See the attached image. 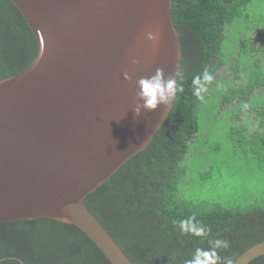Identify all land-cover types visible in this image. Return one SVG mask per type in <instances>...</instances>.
<instances>
[{
    "label": "water",
    "instance_id": "water-1",
    "mask_svg": "<svg viewBox=\"0 0 264 264\" xmlns=\"http://www.w3.org/2000/svg\"><path fill=\"white\" fill-rule=\"evenodd\" d=\"M10 1L37 53L0 79V222L47 217L73 224L111 264H132L83 199L149 143L172 107L139 117L132 110L138 79L156 68L166 78L178 72L171 0ZM153 23L160 31L155 48L144 36ZM262 254L264 240L233 264Z\"/></svg>",
    "mask_w": 264,
    "mask_h": 264
},
{
    "label": "trees",
    "instance_id": "trees-1",
    "mask_svg": "<svg viewBox=\"0 0 264 264\" xmlns=\"http://www.w3.org/2000/svg\"><path fill=\"white\" fill-rule=\"evenodd\" d=\"M260 4L264 0H171L181 50L177 74L182 76L183 92L177 94L149 143L83 199L132 264H186L197 248L208 249L209 241L215 239L228 241V248L217 249L219 264H233L244 250L264 240V202L236 205L200 197L192 186L188 157L205 118L224 116L238 122L244 105L256 108L254 102L251 105L252 92L257 89L253 88L262 87L258 91L263 92L264 78L255 85L250 80L251 85L244 88L256 76L254 68L247 76L243 74L250 67L246 58L264 53V48L249 44L247 33L254 36L256 12L264 7ZM261 20L264 25V15ZM244 23L248 30L242 33L239 29ZM36 53V39L21 12L10 0H0V79L23 70ZM225 66L232 70L233 79L220 76ZM205 69L213 77L210 82L203 81ZM197 76L201 77L202 99L195 94ZM223 105L230 113H225ZM257 113L264 115V107ZM229 128L235 129L233 125ZM244 131L241 127L234 137L229 132L228 138L264 170V139ZM199 185L201 190L203 184ZM193 215L211 228L208 237L181 234L177 222ZM0 264L111 263L73 224L37 217L0 222ZM247 264H264V254Z\"/></svg>",
    "mask_w": 264,
    "mask_h": 264
},
{
    "label": "rangeland",
    "instance_id": "rangeland-1",
    "mask_svg": "<svg viewBox=\"0 0 264 264\" xmlns=\"http://www.w3.org/2000/svg\"><path fill=\"white\" fill-rule=\"evenodd\" d=\"M257 6H264V4ZM256 13L259 17L258 21H254V36H251L249 31L247 32L249 44L264 48V25L261 20V16L264 15V7ZM247 30L246 23L243 26L241 25L239 29L240 32L243 31L242 33ZM232 33L234 34L235 30ZM245 36L243 35V37ZM257 57L258 60H256ZM246 59V63L250 67L244 70L243 77L247 76L249 70L253 71L254 68L256 80L253 79L255 80L253 81L252 77H250L248 82L251 80L252 84L256 81L261 83L262 78H264V71L262 73L260 71L264 65V53H258L255 57ZM240 60L245 62V57L240 56ZM254 65L259 66L254 67ZM232 74L229 66H225L220 72V76H224L228 80L233 79ZM234 80L236 84H240L239 78H235ZM249 85H251L250 82L245 84L244 88H248ZM258 88H253L255 89L252 92V96L254 97L251 101V105L255 103L256 108L247 109V106L244 105V112L239 117L240 121L234 122L231 119H225L224 116L217 120L214 116L203 120L198 138L194 139L193 151L191 150L192 154L188 155L191 158L189 173L194 176L192 186L200 197L215 198L222 202L234 203L236 205L252 201L264 202V170L256 167L255 160L245 155L244 148H239L237 144H234L228 138L229 132L234 137L233 134L238 129L241 131V127H243L245 133L243 132L242 134L257 133L260 139H264V123H260L261 119H264V115L259 116L257 113L258 108L264 107V91L260 92L258 90L262 87ZM225 106L227 105H223L222 107L226 108ZM215 107L210 106L213 110ZM224 111L228 114L231 110L229 108L227 110L224 109ZM232 125L235 129L229 128ZM198 183L203 184L201 190H199L200 185Z\"/></svg>",
    "mask_w": 264,
    "mask_h": 264
},
{
    "label": "clouds",
    "instance_id": "clouds-1",
    "mask_svg": "<svg viewBox=\"0 0 264 264\" xmlns=\"http://www.w3.org/2000/svg\"><path fill=\"white\" fill-rule=\"evenodd\" d=\"M144 36L148 44L155 48L160 41V31L155 23L150 24L144 31ZM132 63L138 61L133 58ZM125 80H130L131 77L127 72L124 74ZM211 73L205 69L203 73V81L210 82L212 80ZM200 76H197L194 83L198 85L196 95L202 99L200 95L202 86L199 84ZM182 76L174 73L172 76L165 77L164 71L161 68H156L154 74L148 77H141L137 80L138 91L136 93L137 102L132 108L135 116L139 117L142 110L154 111L159 107L164 106L168 108L171 102L176 98L178 93L183 92ZM177 226L181 234H190L200 238H206L211 232V228L197 221L195 215L189 216L177 222ZM211 247L208 249L197 248L190 260L186 264H219L220 256L217 249L228 248V241L222 239H215L209 241ZM231 264V261H228Z\"/></svg>",
    "mask_w": 264,
    "mask_h": 264
}]
</instances>
